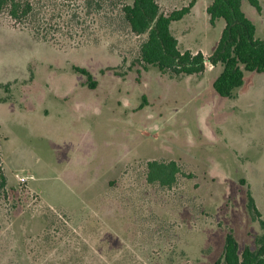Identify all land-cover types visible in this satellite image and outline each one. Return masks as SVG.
Wrapping results in <instances>:
<instances>
[{"label":"rangeland","instance_id":"rangeland-1","mask_svg":"<svg viewBox=\"0 0 264 264\" xmlns=\"http://www.w3.org/2000/svg\"><path fill=\"white\" fill-rule=\"evenodd\" d=\"M208 1L171 25L180 50L216 48L225 23L206 20ZM58 2L66 16L46 13L47 39L0 13V264H213L228 232L254 250L263 231L246 205L249 191L264 221V73L220 97L221 66L144 68V36L114 5L86 16L82 0ZM259 3L242 11L264 39ZM152 161L176 164L171 184L149 181Z\"/></svg>","mask_w":264,"mask_h":264},{"label":"trees","instance_id":"trees-1","mask_svg":"<svg viewBox=\"0 0 264 264\" xmlns=\"http://www.w3.org/2000/svg\"><path fill=\"white\" fill-rule=\"evenodd\" d=\"M113 1L82 0V11L86 16H99L106 10L107 5H114L118 9L120 23L132 35L144 36L135 59L144 68L152 66L161 74L178 77L200 75L204 72L206 63L213 67L221 66V72L212 86L218 96L223 98L234 97V90L244 83L245 72L264 73V39L255 38V26L242 11V4L247 2L260 13L259 0H212L206 8L210 25L213 26L219 19L225 24L216 48L208 57L201 52L180 50L171 31V24L186 16L192 3L166 13L161 9L158 0H119V7ZM59 3L58 0H0V13L6 14L14 26H26L37 38L47 39L43 33L46 13L48 12L50 19L53 16L56 19L66 16L63 10H59L62 7ZM74 15L78 17L77 14ZM74 69L87 80H91L86 69ZM8 87L9 83L0 84V88L7 90ZM148 169L149 181L162 184H171L178 171L174 162L164 164L152 161L148 163ZM0 186H5L1 163ZM246 208L252 220L257 221L263 231L255 238L256 248L252 250L246 246L240 253L235 237L228 232L225 235L222 255L213 264H264V221L249 191Z\"/></svg>","mask_w":264,"mask_h":264},{"label":"crops","instance_id":"crops-1","mask_svg":"<svg viewBox=\"0 0 264 264\" xmlns=\"http://www.w3.org/2000/svg\"><path fill=\"white\" fill-rule=\"evenodd\" d=\"M212 2V0H209L208 2H206L205 4H204V12L206 13V8L208 7V5L210 4ZM196 4H197V0L194 2V4H193V6H192V8H191V12H189L187 15H190V14H192V13H194V10H195V7H196ZM186 15V16H187ZM186 16H184L180 21H182ZM205 18H206V20H208V22H209V17H208V15L206 14V16H205ZM173 24V23H172ZM171 24V25H172Z\"/></svg>","mask_w":264,"mask_h":264}]
</instances>
